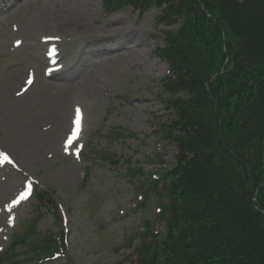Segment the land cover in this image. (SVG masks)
Masks as SVG:
<instances>
[{
    "label": "rangeland",
    "instance_id": "obj_1",
    "mask_svg": "<svg viewBox=\"0 0 264 264\" xmlns=\"http://www.w3.org/2000/svg\"><path fill=\"white\" fill-rule=\"evenodd\" d=\"M23 3L8 12L10 20L0 18V255L13 235L39 215L31 240L38 243L52 231L62 232L65 241L60 257L45 264H129L130 237L147 223L157 229L156 195L140 203V186L147 175L171 170L177 153L175 145L155 130L174 117L161 102L166 96L160 83L170 75V67L156 52L164 47L165 34L175 32L180 23L171 28L158 24L155 8L140 14L129 7L107 15L96 0V13L89 19L94 33L106 20L124 17L148 35L136 43V55L126 60L84 54L69 61L80 42L58 37L55 51L73 72L71 77L63 74L71 80L64 82L47 79L44 62H33L34 71L31 65L15 67L29 60L31 52L25 38L28 20H23L32 11ZM90 71L96 91L76 102L73 84ZM63 119L67 127L61 133ZM73 122H80L75 139ZM133 167L140 173L129 175ZM40 190L54 193L61 226H55L51 206L38 208L32 194ZM21 193L26 198L9 208ZM32 256L26 245L18 246L1 264H31Z\"/></svg>",
    "mask_w": 264,
    "mask_h": 264
},
{
    "label": "trees",
    "instance_id": "obj_2",
    "mask_svg": "<svg viewBox=\"0 0 264 264\" xmlns=\"http://www.w3.org/2000/svg\"><path fill=\"white\" fill-rule=\"evenodd\" d=\"M103 2L107 9L157 8L169 26L181 21L159 53L172 70L162 89L174 117L160 130L177 149L175 165L140 186L156 195L164 234L147 223L130 264H264V218L251 206L257 189L255 206L264 212V0ZM211 79L225 149L206 92ZM36 200L57 210L50 192ZM35 224L15 236L0 264L18 246L30 249L34 264L64 248L51 232L31 240Z\"/></svg>",
    "mask_w": 264,
    "mask_h": 264
},
{
    "label": "bare ground",
    "instance_id": "obj_3",
    "mask_svg": "<svg viewBox=\"0 0 264 264\" xmlns=\"http://www.w3.org/2000/svg\"><path fill=\"white\" fill-rule=\"evenodd\" d=\"M20 1L24 2L23 4L32 11L29 13V17L23 20V22L28 20L24 23L25 38L30 43L29 50L31 52L27 58L29 60H23L15 67L22 69L31 65L34 71L33 62H44L46 67L42 71L47 79L58 80L61 78L64 82L71 81L64 76L69 74L71 77L73 73L66 68L68 61L63 60L58 53L52 60L42 54L45 47L49 49L60 42L58 37L63 40L80 42L77 50L69 55V61L84 54H91L90 56L95 59L120 56L126 60L136 55L135 50L138 46L136 43L148 35L143 27L134 21L133 24H130L129 19L124 17L106 20L99 32L94 33L89 26V19L96 13V0H0V18H3L4 21L10 20L12 15H9L8 12L14 5L20 4ZM134 66L139 67L140 64L136 62ZM73 86H75L74 91L77 92L76 102L78 99L91 97L96 91L95 76L90 71ZM82 106L86 107L84 104ZM64 116L66 117V115ZM84 121L82 120L83 123ZM66 127V119H63L59 131L64 132Z\"/></svg>",
    "mask_w": 264,
    "mask_h": 264
},
{
    "label": "snow or ice",
    "instance_id": "obj_4",
    "mask_svg": "<svg viewBox=\"0 0 264 264\" xmlns=\"http://www.w3.org/2000/svg\"><path fill=\"white\" fill-rule=\"evenodd\" d=\"M27 83H29V84H31V83H32V81H31V78H30V77H29V79L27 80ZM77 114H79V109H77ZM0 155H3V154H0ZM3 158H4L5 160H7V159H8V157H7V156H3ZM25 198H26V197L24 196V194H23V193H21V195H20L19 199H18V200H14V201L12 202V205H9V208H11V207H13L14 205H16L17 203H19V200H22V199H25ZM8 223L11 225V224H12V220H11V219H9Z\"/></svg>",
    "mask_w": 264,
    "mask_h": 264
},
{
    "label": "water",
    "instance_id": "obj_5",
    "mask_svg": "<svg viewBox=\"0 0 264 264\" xmlns=\"http://www.w3.org/2000/svg\"><path fill=\"white\" fill-rule=\"evenodd\" d=\"M219 136H220V140H221V128L220 127H219ZM254 196H255V192L252 195L253 199H254ZM259 213H260V215H262L264 217V213H262V212H259Z\"/></svg>",
    "mask_w": 264,
    "mask_h": 264
}]
</instances>
